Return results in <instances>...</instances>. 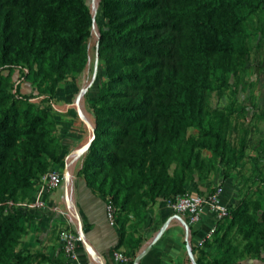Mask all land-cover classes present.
Segmentation results:
<instances>
[{
    "label": "trees",
    "instance_id": "1",
    "mask_svg": "<svg viewBox=\"0 0 264 264\" xmlns=\"http://www.w3.org/2000/svg\"><path fill=\"white\" fill-rule=\"evenodd\" d=\"M253 8L248 0L100 1L97 58L104 80L90 105L93 136L76 177L113 204L120 232L115 250L125 244L129 221H140L157 201L186 194L189 184L208 178L210 170L196 165V147L220 159L228 152L232 164L241 160L243 150L227 147L207 120L206 97L227 85L213 71L234 51L233 36L247 18L241 11ZM92 23L85 0H0V70L24 65L38 87L51 82L53 93L58 83L83 72ZM9 87L0 76V259L24 232V210L8 203L30 189L50 162L59 163L62 149L50 112ZM188 129L196 134L187 136ZM21 153L24 176L16 181L13 163ZM7 169L12 176L4 182ZM246 214L239 204L230 209L202 248L192 245L194 263L264 264L262 257L236 263L225 254L221 260L209 256L218 245V226L230 218V229ZM257 226L264 252V210ZM141 244L135 240L134 251ZM31 257L17 256L16 264Z\"/></svg>",
    "mask_w": 264,
    "mask_h": 264
},
{
    "label": "rangeland",
    "instance_id": "2",
    "mask_svg": "<svg viewBox=\"0 0 264 264\" xmlns=\"http://www.w3.org/2000/svg\"><path fill=\"white\" fill-rule=\"evenodd\" d=\"M100 1L85 0L93 23L90 35L84 43L85 68L74 79L69 78L58 83L51 93L48 87L52 86V83L48 82L38 87L24 65L12 70H0V76L6 78L12 94L27 96L31 104L50 112L56 123L52 134L62 147L58 156L59 163L50 162L44 174L40 176L36 174V178L30 181V189L19 190L16 200L8 203L9 207L25 208L24 215L19 221L24 232L9 249L7 248V256L0 259V264H16L17 256L30 255L34 257L24 264H53L56 260L54 254L58 253L62 225H59V222L47 223L49 221L46 217H50L48 214L50 207L45 203V208L41 210L31 208L30 205L36 198L43 199L47 195L48 192H43L41 178L51 169L64 175L62 182L66 180L68 185H72L73 179L68 176L70 170L64 166V157L69 146L65 145L62 129L58 127L59 118L69 117L74 123L94 127L90 105L96 99L98 88L104 80V67L97 58L99 30L103 25ZM248 1L254 8L253 11H241L247 18L239 25L233 36L234 51L225 57L223 67L213 71V77L221 74L219 76L223 77L227 85L221 91L209 92L206 97L207 120L211 127L219 132L227 147L235 151L243 150L241 160L232 164L229 162L228 152L220 159L206 149L200 150L196 147L194 150L197 167L210 170L208 178L202 180H212L211 187L205 194L213 195L222 190L224 182L229 181L236 196L235 205H231L229 209L239 204L242 209L247 210L246 217L230 229V218L218 226L219 231L214 238L215 244L218 245L209 251L210 257H220L221 260V256L225 254V257L236 263L252 262L261 257L264 260V252L257 236L260 229L257 225L264 210V0ZM213 85L216 83L213 82ZM76 132L74 129L72 134H66L75 137ZM186 134L193 136L196 131L188 129ZM24 161L26 158L21 153L13 163L16 181L24 176L22 171ZM32 169H35V164L32 165ZM2 176L4 182H7L12 174L7 169ZM198 183H191L189 186L196 187ZM71 196L74 197L73 192ZM32 219H37L40 224H30L29 227L28 221ZM253 225H256L255 231L245 239L244 234Z\"/></svg>",
    "mask_w": 264,
    "mask_h": 264
},
{
    "label": "crops",
    "instance_id": "3",
    "mask_svg": "<svg viewBox=\"0 0 264 264\" xmlns=\"http://www.w3.org/2000/svg\"><path fill=\"white\" fill-rule=\"evenodd\" d=\"M59 119L58 127L62 129L65 145L69 146L64 157V166L70 170L68 176L73 181L70 186L64 180L57 189L48 192L43 201L50 207H48L50 217H46L49 221L47 223L59 222V225H64L68 221L73 231L83 234L84 242L79 246L81 262L83 264H130L131 261L134 262L138 254L151 245V249L137 264H192L189 249L196 244L203 232L211 225L212 220L209 216H205L198 225L189 228L186 221L172 213L163 201H157L148 208L140 221H129L125 233V244L115 250L120 232L118 226L112 227L106 220L104 199L92 194L83 181L76 177L92 138L93 125L89 127L88 124L74 123L71 118L65 116ZM74 129L77 130L75 137L66 134H72ZM211 181V179L202 181L196 187L187 186L186 191L205 195L207 189L211 187ZM232 188L231 182H224L220 195L222 203L228 207L236 203ZM72 192L74 197L71 196ZM30 224H40V222L32 219L28 221L29 227ZM138 238L142 240V244L134 251L132 243H135ZM112 253L127 256L128 263L113 261ZM54 256L56 260L53 264H65L59 244L58 253Z\"/></svg>",
    "mask_w": 264,
    "mask_h": 264
},
{
    "label": "built area",
    "instance_id": "4",
    "mask_svg": "<svg viewBox=\"0 0 264 264\" xmlns=\"http://www.w3.org/2000/svg\"><path fill=\"white\" fill-rule=\"evenodd\" d=\"M63 177L64 175L58 171L49 170L41 178L43 192L47 193L57 189L61 185ZM221 192L222 190H218L213 195H200L187 192L186 194L163 201L172 213L181 216L186 221L189 228L198 225L205 216L211 218V225L203 232L194 246L202 248L204 241L210 239L215 232L217 223L228 215L230 209L222 203L220 199ZM44 203L42 198H36L30 207L41 210L45 208ZM104 204L108 224L112 227H117L113 204L108 199H104ZM22 209L24 210L25 208ZM59 241L65 264H83L79 258V246L83 244L84 236L82 233L73 231L68 221L62 225ZM111 259L117 262L128 263L127 256L121 253H112Z\"/></svg>",
    "mask_w": 264,
    "mask_h": 264
},
{
    "label": "water",
    "instance_id": "5",
    "mask_svg": "<svg viewBox=\"0 0 264 264\" xmlns=\"http://www.w3.org/2000/svg\"><path fill=\"white\" fill-rule=\"evenodd\" d=\"M93 132V131H92ZM151 249V245H148L145 250H143L140 254H138L135 259H134V262L133 264H137L141 259L142 257ZM190 251V259L192 261V264H195L194 263V259L192 258V255H191V248L189 249Z\"/></svg>",
    "mask_w": 264,
    "mask_h": 264
},
{
    "label": "bare ground",
    "instance_id": "6",
    "mask_svg": "<svg viewBox=\"0 0 264 264\" xmlns=\"http://www.w3.org/2000/svg\"><path fill=\"white\" fill-rule=\"evenodd\" d=\"M64 184V183H63ZM69 193V192H68ZM100 259V258H99Z\"/></svg>",
    "mask_w": 264,
    "mask_h": 264
}]
</instances>
